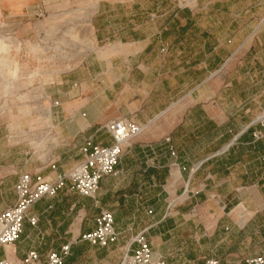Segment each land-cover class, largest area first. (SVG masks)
<instances>
[{"label": "crops", "instance_id": "obj_1", "mask_svg": "<svg viewBox=\"0 0 264 264\" xmlns=\"http://www.w3.org/2000/svg\"><path fill=\"white\" fill-rule=\"evenodd\" d=\"M115 3L120 2H113L111 12L97 5L96 15L105 16L94 25L96 40L119 38L112 41L111 57L84 60L48 85V101L38 105L42 117L24 122L0 116V212L13 204L4 193H13L22 173L51 182L82 160L84 141L109 146L107 122L128 119L142 131L123 148L116 174L99 182L95 201L69 185L40 200L29 211L36 226L24 223L18 241L0 250V258L16 263L30 250L45 255L70 243L65 264H119L140 232L153 258L164 264H203L211 258L240 264L264 256V137L252 136L264 104L258 53L237 80L225 77L222 102L213 79L216 43L205 33L200 41L201 26L189 18L191 7L175 10L176 19L141 38L127 20L128 39H121L114 23L122 6ZM29 4L0 0L1 12L15 13L0 15L4 32L24 29L28 21L21 8ZM133 5L128 7L136 9ZM258 45L264 51V44ZM102 65L105 71L94 73ZM192 73L195 77H188ZM235 83L242 90L232 98ZM100 209L112 214L118 234L117 242L104 249L79 240L94 228Z\"/></svg>", "mask_w": 264, "mask_h": 264}, {"label": "rangeland", "instance_id": "obj_2", "mask_svg": "<svg viewBox=\"0 0 264 264\" xmlns=\"http://www.w3.org/2000/svg\"><path fill=\"white\" fill-rule=\"evenodd\" d=\"M113 2H120L115 4L122 6L121 11L115 13L117 22L114 23V30L123 33L121 39H128L127 20L135 25L132 30L141 38L155 35L163 22L176 19V4L172 0H28L30 4L21 8L28 21L24 29L0 34V116L20 117L24 122H30L32 117H42L44 110L38 105L48 101L45 99L48 85L69 75L84 60L93 62L99 56H112V41L119 38L115 35L96 40L94 25L105 16L96 15L97 5L111 12ZM131 4L137 8L130 9ZM190 7L194 11L189 18L201 26L200 32L196 33L200 41L206 40L202 37L205 33L210 43H216L213 79L216 97L222 101L226 76L237 80L244 68L246 71L252 66L250 62L256 52L258 61L264 64V51L258 48V41L264 44V23H261L264 0H195ZM129 10L134 15L129 16ZM0 15L13 17L15 13L0 11ZM176 64L174 59L170 68H175ZM93 71L104 72V65ZM188 77H195V74ZM108 84L106 81L105 85ZM240 90L242 87L233 88L229 96L234 98ZM200 96L207 97L205 94ZM251 114L249 109L247 116L251 117ZM4 195V199L13 202L11 190Z\"/></svg>", "mask_w": 264, "mask_h": 264}, {"label": "built area", "instance_id": "obj_3", "mask_svg": "<svg viewBox=\"0 0 264 264\" xmlns=\"http://www.w3.org/2000/svg\"><path fill=\"white\" fill-rule=\"evenodd\" d=\"M176 9L189 8L195 0H172ZM0 34L6 35L0 25ZM56 105V103H54ZM258 130L253 132L255 140L264 137V104L257 117ZM104 130L111 138L109 146L93 144L90 140L80 147L82 160L66 173L56 174L53 181L44 180L39 174L22 173L13 185L14 202L0 212V250L15 244L24 223L35 227L37 219L29 215L31 207L42 199H51L69 185L78 196L95 201L99 182L116 174L115 167L119 162L123 148L136 138L142 128L131 120L116 119L107 122ZM171 155H174L171 152ZM51 169L54 166L50 165ZM94 228L79 237L81 242L96 248H108L115 244L118 234L115 232L112 214L100 209L93 219ZM70 243L62 245L58 252L48 251L45 255L35 250L28 251L24 257L13 262L0 258V264H65L70 253ZM119 264H164L153 254L143 232L136 234L124 251ZM203 264H219L216 259H207ZM240 264H264V256L246 258Z\"/></svg>", "mask_w": 264, "mask_h": 264}]
</instances>
